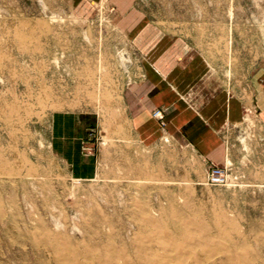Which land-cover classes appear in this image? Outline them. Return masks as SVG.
Listing matches in <instances>:
<instances>
[{
    "label": "rangeland",
    "instance_id": "374dc122",
    "mask_svg": "<svg viewBox=\"0 0 264 264\" xmlns=\"http://www.w3.org/2000/svg\"><path fill=\"white\" fill-rule=\"evenodd\" d=\"M134 9L232 93L264 69V0H0V264H264L257 111L228 129L225 185L190 145L142 142L124 102L140 61L118 24ZM57 114L88 130L75 166L52 146Z\"/></svg>",
    "mask_w": 264,
    "mask_h": 264
},
{
    "label": "crops",
    "instance_id": "0c3cea01",
    "mask_svg": "<svg viewBox=\"0 0 264 264\" xmlns=\"http://www.w3.org/2000/svg\"><path fill=\"white\" fill-rule=\"evenodd\" d=\"M118 24L140 61L136 78L125 87L124 102L142 142L152 144L167 134L190 145L206 164L223 165L231 158L228 129L243 122L245 105L257 111L264 133V69L232 93L203 53L168 37L136 9L121 13ZM156 109L163 111L164 125L154 116ZM51 125L52 146L69 165L90 157L88 130L79 128L74 118L57 114Z\"/></svg>",
    "mask_w": 264,
    "mask_h": 264
},
{
    "label": "built area",
    "instance_id": "2783aa9c",
    "mask_svg": "<svg viewBox=\"0 0 264 264\" xmlns=\"http://www.w3.org/2000/svg\"><path fill=\"white\" fill-rule=\"evenodd\" d=\"M154 116L159 119L162 125H164V116L161 109H156L154 111ZM227 182L228 173L226 168L224 166L211 163L208 168V183L212 185H225Z\"/></svg>",
    "mask_w": 264,
    "mask_h": 264
}]
</instances>
